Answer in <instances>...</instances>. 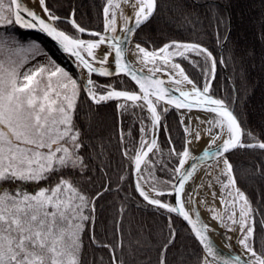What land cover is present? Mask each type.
<instances>
[{"label":"snow or ice","instance_id":"obj_1","mask_svg":"<svg viewBox=\"0 0 264 264\" xmlns=\"http://www.w3.org/2000/svg\"><path fill=\"white\" fill-rule=\"evenodd\" d=\"M39 4L43 15L28 9L22 0H8L7 5L5 0H0V27L19 26L51 38L59 51L74 58L76 67L81 70V80L78 82L51 59L48 66L29 69L23 75L20 69L27 63V57L16 64L9 56L8 66L0 60V264H82V234L86 222L94 219L85 214V210L95 211L94 200L65 175V170L70 174L72 170L86 168L83 157L79 155L83 146L80 131L74 123L81 91L87 101L96 105L123 101L117 105L118 108L124 111L129 108L146 109L150 114V129L141 121L139 149L134 150L132 156L128 151L124 155L134 163L138 177L135 189L143 200L168 213H176L190 226L204 253L198 258V264H264V253H258L254 247V209L245 193L236 186L233 165L229 160V154L236 149L264 150V142L245 143L242 139L245 131L234 112L223 99L209 94L210 80L202 88L199 87L185 73L181 64L172 59H188L187 54L190 53L202 56L205 64L209 65L208 77L214 78L217 60L212 52L196 43L173 41L154 50L137 43L131 49V54L141 65L136 68L127 61L125 45L136 30L153 16L157 0H107L108 6L103 9L104 33L112 35L93 31L89 35L95 39L90 40L61 30L56 23L61 18L48 9L46 0H39ZM122 4L133 8V16L124 14ZM115 10H119L120 18L124 21L120 28L122 36L116 34ZM68 23L77 33L88 31L74 18ZM101 45L108 48L102 58L95 51ZM39 48L35 41L26 48L19 46L14 37L10 39L0 33V53L7 51L18 54ZM109 56L113 57L111 61ZM220 63H223L222 59ZM93 74L102 77L124 74L135 82L139 92L117 90L112 84L100 85L92 79ZM158 74L168 77L169 86H166L164 79L157 78ZM183 86L191 87L185 90ZM174 92L178 95H174ZM161 102L164 105L158 111L157 106ZM168 106H174L177 111L187 110L179 120L181 125H185V145L180 152L175 148L170 149L169 156L174 155L178 165L171 169L161 161L149 158V153L156 156L161 151L156 129L161 125L162 114L170 111ZM193 109L214 114L211 119L195 118L198 124L209 125L208 128H192L185 124V119L191 123L189 114ZM149 131L153 133L150 141L146 138ZM202 131L209 142L199 156H193L188 145L193 141L199 142ZM247 135L252 140L256 139L250 132ZM123 139L124 133L121 131L122 142ZM209 160L214 161L220 175L227 178L226 182L221 181L219 176L215 178L221 188L219 199L223 211L215 208H209V211L212 212V219L217 220L221 227L229 232L239 231L241 236L237 243L248 256L246 262L242 261L240 255H222L208 235L215 229L202 222L197 210L193 209V219L185 208L182 197L188 203H194V196L198 195L195 188L192 192H186V182L194 176L202 162ZM156 163H161V170L171 174L170 179L163 180L155 175ZM56 174L60 176L54 184L38 187L34 192L18 187L16 183L39 185L41 181L52 180ZM206 174L211 175V172ZM3 184H11L12 189L4 188ZM208 187H212L211 183ZM165 195L173 196L174 204L164 202L162 197ZM211 195L214 200L217 198L215 191ZM200 203L206 204L207 201L201 200ZM261 223L264 224V221ZM169 228V239L163 246L159 264H166L163 253L175 242L176 233L171 229V223ZM231 239L230 236L225 237L226 241ZM92 240L96 242L95 237ZM103 247L110 246L105 244ZM226 247L231 249V244H226ZM112 264H123V261H117L113 255Z\"/></svg>","mask_w":264,"mask_h":264},{"label":"trees","instance_id":"obj_2","mask_svg":"<svg viewBox=\"0 0 264 264\" xmlns=\"http://www.w3.org/2000/svg\"><path fill=\"white\" fill-rule=\"evenodd\" d=\"M105 3L106 0H46L48 9L61 18L57 26L75 36L79 33L68 23L71 16L87 30L104 29L102 9ZM8 29L0 27V33L8 35ZM15 30L19 34H34L19 26ZM134 39L152 50L173 41L207 48L217 60L211 93L226 95L232 103L235 91L234 112L248 141H254L247 135L249 132L255 140L264 141V0H157L153 16L135 32ZM187 55L188 59H177L189 76L199 80L200 72L209 65L202 56ZM92 79L100 85L112 84L119 90H138L130 79L123 77L101 79L93 76ZM118 104V101H107L96 105L87 101L81 91L74 113V123L83 145L79 155L86 168L72 170L70 174L65 170V175L94 200L95 208L94 212L85 210V214L94 219L86 222L82 234V264H112L113 255L123 264H159L163 246L169 239L170 223L176 238L163 253L166 264H198V258L203 255L202 247L181 219L147 204L137 195L133 161L124 152L134 155V150L140 146L141 121L148 128L150 121L146 110L129 108L124 111L117 107ZM161 107L162 104L158 105L157 110L161 111ZM162 116L158 137L161 151L149 158L171 169L178 165L169 151L172 148L177 152L183 150L185 133L172 108ZM229 160L236 186L245 193L254 209V247L258 253H264V224L261 223L264 221V150L237 149ZM155 175L163 180L171 176L161 170V163L155 164ZM59 176L56 174L52 180L41 181L39 185L16 183L34 192L38 187L54 184ZM2 186L12 189L11 184ZM162 199L169 201V195ZM105 244L110 247H103Z\"/></svg>","mask_w":264,"mask_h":264},{"label":"bare ground","instance_id":"obj_3","mask_svg":"<svg viewBox=\"0 0 264 264\" xmlns=\"http://www.w3.org/2000/svg\"><path fill=\"white\" fill-rule=\"evenodd\" d=\"M23 2L26 4V6H28L31 10H34L37 14L43 15V13L41 12V8H40L41 6L39 4V1L35 2L34 0H23ZM122 7L125 10V15L133 16L134 10L132 7H130L127 4H122ZM116 12H117V16H118V21H120L119 20L120 19L119 10H116ZM121 26H123V25L119 22L118 34L121 33V31H120ZM106 35H108V34H106ZM135 44L136 43L132 39H130V42L127 43V56H128V59L130 60V62L132 64H134L137 68H140L141 65L139 63H137L136 58L131 54V49H134ZM222 44H224V41ZM106 47H107V45H101L99 49L95 50L98 57H100V58L103 57V54L105 53L103 50ZM109 60L110 61L112 60V56H109ZM183 87L185 89H188L191 86H183ZM179 113H180V117H181V114L185 113V111H180ZM189 115L192 118L191 123L189 124L188 119H185V124L189 125L192 128H196L197 126H199L200 129H206L209 127V125L198 124V121L195 119L196 117H200L202 120H206V119H211L214 116L213 113H209V112H205V111H196V110H192ZM213 131H217V129H213ZM201 133H203L202 141L201 140L199 142L193 141L192 144L188 145V147L190 148V150L192 152V155L197 154L198 151H201L202 145L204 142H206V141L209 142L208 136L203 131ZM209 165H211V168L209 167ZM207 171L208 172L215 171L218 174L219 169L213 163H208L206 165L200 166V167H198V170L194 174V176L192 178H190V180L188 182H186V185H185L186 192H192L193 189L195 188V189H197L198 192L200 191L201 193H203L204 197L202 200L207 201V203L206 204L200 203L201 200L200 201L197 200V197H196L197 195L194 196V203H188L186 198L182 197L185 199V207L191 214L195 213L193 211V209L197 210L199 212V216L201 217L203 223L217 228V231L211 232V235L213 236V238L215 239V241L217 243L226 247V244H228V243L232 244L231 241L233 240V244L231 246L237 250L241 249L244 252V250L241 248V246L237 243V238L239 237V231L229 232V231H227L226 228L219 227L217 220L212 219V212L209 211L208 205L209 206L214 205L216 207V209H218L221 212L223 211V206L221 205L220 199H219V197L221 196L220 184L217 182V180H215V181L212 180V183H211L212 187L209 188L208 187L209 184H207L203 179V176L207 175L206 174ZM217 174H214L215 177L220 176L219 174L218 175ZM226 179H227L226 177L222 176V179H220V180L226 182ZM213 191L216 192V196H217V198L215 200L213 199V197L211 195V193ZM225 191L227 192V190H225ZM226 236H230L232 239L230 241H226L225 240Z\"/></svg>","mask_w":264,"mask_h":264},{"label":"rangeland","instance_id":"obj_4","mask_svg":"<svg viewBox=\"0 0 264 264\" xmlns=\"http://www.w3.org/2000/svg\"><path fill=\"white\" fill-rule=\"evenodd\" d=\"M35 2L38 0H34ZM8 3V0H5V4L7 5ZM108 6L107 5V0H106V3L103 7V9ZM123 8V7H122ZM103 9H102V16H103V19L105 20V17H104V12H103ZM250 9V8H249ZM245 10L248 11V8L245 7ZM110 11H112V9H110ZM116 11V10H115ZM124 11V14H125V10L123 9ZM244 11V10H243ZM116 15H117V12H116ZM245 15V14H244ZM120 21H118V16H117V32H118V25H119V22L123 25L124 21L120 18L119 19ZM149 21V20H148ZM147 21V22H148ZM57 23V22H56ZM144 25V24H143ZM142 25V26H143ZM140 26V27H142ZM139 27V28H140ZM104 28V27H103ZM138 28V29H139ZM137 29V30H138ZM136 30V31H137ZM9 34H3L4 36H7L9 37L10 39L12 37L15 38L16 41H18V44L19 46H23V47H27L29 45L30 42L32 41H35L36 43H38L40 45V48L39 49H35V50H31V51H27V52H24V51H21L20 53H8L7 51H5L4 53H0V60H3L5 62V66H8L9 64V56L11 57V61H14L16 64H19L25 57H27V63L24 64L23 68L20 69V72H21V75H23V73L29 69H35V68H38L40 67L41 65H44V66H48L49 65V61L50 59L52 61H55V63L61 67H63L66 71L69 72V74L78 80V82L80 81V74L78 73V71L74 68V66L72 65V63H70V60L63 56L61 53L58 52V50L55 48V46H53L49 41H47L45 38H43L42 36H39V35H36V34H27V33H24V34H19L18 32H16L15 28H10L8 29L7 31ZM26 32V31H25ZM134 38H135V34H134ZM133 38V41L136 43V40ZM222 44V43H221ZM220 44V45H221ZM17 45H13V47H16ZM142 46V45H141ZM144 47V46H142ZM162 47V46H161ZM146 48V47H145ZM160 48V47H159ZM157 48V49H159ZM148 49V48H146ZM148 50H152V49H148ZM104 52L108 51V48L106 47L104 50ZM219 53H221L220 51V47H219ZM172 59H176V57H173ZM220 61H221V57H220ZM150 66V65H149ZM224 69V68H223ZM207 70L208 68H205L203 73L208 77L207 75ZM225 70V69H224ZM81 71V70H80ZM80 75V76H79ZM122 78V77H120ZM193 78V77H192ZM106 79H112V78H106ZM201 86V85H199ZM233 89H234V86H233ZM233 95H234V100L232 103H230V106H233L234 107V104H235V95H236V92L234 91L233 92ZM219 97V96H218ZM221 98V96H220ZM118 103H122V101H118ZM139 103V102H138ZM173 109V108H172ZM176 113L177 111L175 109H173ZM235 113V112H234ZM177 116L179 118V115L177 113ZM163 116H161V120H162ZM182 126V125H181ZM151 128V125L149 126V129ZM183 128V126H182ZM151 135H152V132L149 131L148 132V135H147V139L150 141V138H151ZM202 135V133H201ZM202 141V139H201ZM150 157V155H149ZM209 163H213L214 165L215 162L212 161V162H209ZM208 172V171H207ZM211 172V175H204L203 176V179L204 181L209 184V183H212V180H216L215 178V175L214 174H217L215 171H210ZM218 174L220 175V173L218 172ZM217 174V175H218ZM219 179H222V175L219 176ZM225 194H226V191H225ZM197 197V200L200 201L203 199L204 195L203 193H201L200 191L198 192V195L196 196ZM164 202H170V196H169V201H164ZM209 208H215L216 207L214 205H211L209 206ZM218 210V209H216ZM219 211V210H218ZM182 221V220H181ZM183 222V221H182ZM230 223V222H229ZM183 224L186 226V224L183 222ZM187 227V226H186ZM188 228V227H187ZM222 228V227H221ZM224 228V227H223ZM189 229V228H188ZM190 230V229H189ZM241 234L239 233V237L237 238V240L240 238ZM232 244H233V240L231 241ZM231 244V245H232Z\"/></svg>","mask_w":264,"mask_h":264},{"label":"water","instance_id":"obj_5","mask_svg":"<svg viewBox=\"0 0 264 264\" xmlns=\"http://www.w3.org/2000/svg\"><path fill=\"white\" fill-rule=\"evenodd\" d=\"M39 1V0H38ZM22 3H23V5L24 6H26V4L23 2V0H22ZM28 9H30L28 6H26ZM41 8V7H40ZM31 10V9H30ZM41 12H42V9H41ZM43 13V12H42ZM70 19H73L72 18V16L68 19V20H70ZM146 23V22H145ZM145 23H143V24H145ZM142 24V25H143ZM141 25V26H142ZM24 30H26V31H30V32H33L34 34H36V35H39V36H42L43 38H45L47 41H49L53 46H55V48L58 50V46L56 45V43L54 42V41H52L51 40V38H48V37H46L44 34H42V33H38V32H36L35 30H30V29H24ZM89 32H93V31H91V30H88L87 32H85V33H83V34H80L79 33V38H82V39H84V40H90V39H95L94 37H91L90 35H89ZM94 32H100V33H102V34H108V35H112L111 33H104V29L102 30V31H94ZM117 35H123V33L121 32L120 34H118V32L116 33ZM84 36H90V37H84ZM133 38H134V35L130 38V39H132L133 40ZM223 45L224 44H221L220 45V51H221V49H222V47H223ZM125 48H126V50H127V44L125 45ZM58 52L59 53H61L62 55H64L65 57H67L69 60H70V63H72V65L74 66V68L78 71V73L80 74V69H78L77 67H76V64L74 63V58H71V57H68L67 56V54H63L61 51H59L58 50ZM113 56H114V52H113ZM126 58H127V61L128 62H130V60L128 59V56H127V51H126ZM112 59H113V57H112ZM173 61L174 62H176V63H180L178 60H176V59H173ZM131 63V62H130ZM132 64V63H131ZM134 67H136L134 64H132ZM98 66V65H97ZM181 67H183L182 65H181ZM137 68V67H136ZM185 70V69H184ZM146 71V70H145ZM185 73L187 74V72L185 71ZM188 75V74H187ZM80 76V75H79ZM93 76L94 77H99V78H101V79H106V78H120V77H123V78H127V79H130V77H127V76H125L124 74H120L119 76H112V77H102V76H97V75H95V74H93ZM92 76V77H93ZM189 76V75H188ZM215 76V75H214ZM157 78H162V79H164L165 81H166V86H169L168 84H167V80H168V77L166 76V75H163V74H158L157 75ZM189 78L190 79H192L198 86H199V84L197 83V81L194 79V78H192L191 76H189ZM80 80H81V76H80ZM131 80V79H130ZM210 80V82L212 83V80H213V78H210L209 79ZM134 84H135V82L134 81H132ZM205 83V79H203L202 80V84H201V86H199V87H203V84ZM136 85V84H135ZM137 86V85H136ZM137 88H138V86H137ZM117 90H119V89H117ZM185 90H190V88H188V89H185ZM137 92H139V88H138V90H137ZM174 95H178V93H176V92H174L173 93ZM210 95H212L214 98H216V99H222V98H220V97H218V96H216V95H214V94H212V93H209ZM152 99H154V97L152 98ZM224 100V99H223ZM225 101V100H224ZM226 102V101H225ZM163 105H164V102H161ZM226 104H227V106L230 108V110H232L233 112H234V107L233 106H230L227 102H226ZM168 107H170V108H173V109H175L174 108V106H168ZM176 110V109H175ZM193 110H196V111H201V110H198V109H193ZM147 111V110H146ZM177 111V110H176ZM180 111H187L186 109H181V110H179V111H177V113H178V115H179V120H180ZM147 114H148V116H149V119H150V114L147 112ZM234 115H236L235 113H234ZM237 117V116H236ZM238 119V118H237ZM239 121V120H238ZM240 122V121H239ZM151 123V122H150ZM240 125H241V123H240ZM183 126V128H184V125H182ZM241 128L245 131V129L242 127V125H241ZM159 133H160V126L156 129V136H157V140H158V137H159ZM152 135H153V133H152ZM152 135H151V138H152ZM186 135V134H185ZM151 138H150V140H151ZM202 138H203V133H202ZM243 141L245 142V143H254V142H256V141H260V142H264V141H262V140H254V141H248V137L246 136V131H245V135L243 136ZM219 143V142H218ZM207 144H208V141H206V142H204L203 143V145H202V149H201V151H198V153L197 154H193V156H199L201 153H202V151H203V149L207 146ZM237 150V149H236ZM235 151V150H234ZM233 151V152H234ZM232 152V153H233ZM232 153H230L229 154V156L232 154ZM149 154H151V153H149ZM191 162V161H190ZM209 162H212L211 160H209V161H205V162H202L200 165H199V167L200 166H203V165H206V164H208ZM137 173H136V171H135V166H134V163H133V184H134V188H135V183H136V181H137ZM135 191H136V189H135ZM136 193H137V195L143 200V198L139 195V193L136 191ZM170 196V202H167V203H169V204H174V197L173 196H171V195H169ZM144 202H146L147 203V201H145V200H143ZM148 204V203H147ZM151 206H153V205H151ZM154 207H156V206H154ZM186 208V207H185ZM165 210V209H164ZM187 210V209H186ZM167 211V210H166ZM173 214H175L176 216H178L176 213H173ZM191 214V213H190ZM192 216H193V219H195V213H193L192 214ZM185 224H186V226L190 229V226L189 225H187V222L186 221H184L183 220V218L182 217H180V216H178ZM201 218V217H200ZM202 220V219H201ZM203 222V221H202ZM218 225H219V227H221L220 226V224H219V222H218ZM212 229H215V231H217V228H215V227H212V226H210ZM191 231V230H190ZM193 234V233H192ZM194 235V234H193ZM208 235L210 236V238H211V240L213 241V243H214V245L216 246V248L220 251V253L222 254V255H224V256H229V255H240L241 256V259H242V261H247V259H248V256H247V254L246 253H244L241 249H235V248H233L232 246H231V249H229L228 247H224V246H222L221 244H219V243H217L216 241H215V239L213 238V236L211 235V232H209L208 233ZM202 247V246H201ZM204 254V253H203Z\"/></svg>","mask_w":264,"mask_h":264},{"label":"flooded vegetation","instance_id":"obj_6","mask_svg":"<svg viewBox=\"0 0 264 264\" xmlns=\"http://www.w3.org/2000/svg\"><path fill=\"white\" fill-rule=\"evenodd\" d=\"M203 79H205V82H206L207 80L210 79V77H207L204 73L200 72L199 80H198V79H195V80L197 81V83H198L199 85H201ZM213 79H214V78H213ZM212 83H213V80H212ZM212 83H211V87H210V92H211V88H212ZM222 95H223V94H222ZM223 96H224V97H223ZM223 96H221V98L224 99V100L230 105V102H229L228 99L226 98V95H223ZM219 97H220V96H219Z\"/></svg>","mask_w":264,"mask_h":264}]
</instances>
